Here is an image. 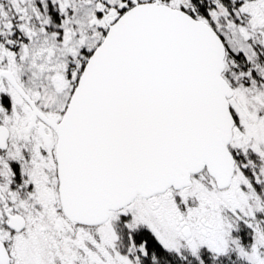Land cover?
Instances as JSON below:
<instances>
[{
	"label": "snow or ice",
	"instance_id": "obj_1",
	"mask_svg": "<svg viewBox=\"0 0 264 264\" xmlns=\"http://www.w3.org/2000/svg\"><path fill=\"white\" fill-rule=\"evenodd\" d=\"M0 264H264V0H0Z\"/></svg>",
	"mask_w": 264,
	"mask_h": 264
}]
</instances>
